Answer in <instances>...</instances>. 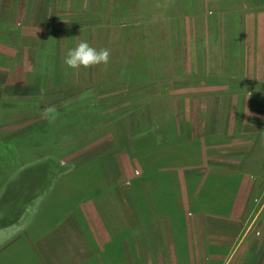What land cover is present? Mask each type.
<instances>
[{
  "label": "rangeland",
  "instance_id": "rangeland-1",
  "mask_svg": "<svg viewBox=\"0 0 264 264\" xmlns=\"http://www.w3.org/2000/svg\"><path fill=\"white\" fill-rule=\"evenodd\" d=\"M16 1L0 0V203L20 186L39 194L15 223L0 227V264H35L26 243L44 264L46 257L48 264H94L75 253L60 262L54 243L41 240L68 215L82 224L94 260L104 261V250L115 245L125 264H264V0H44L43 23L35 18L39 0H23L19 24L8 7L2 11L7 2L20 6ZM49 29L62 33L59 47ZM92 29L93 47L108 48L109 63L68 68L67 50ZM40 43L47 44L41 52ZM137 46L144 57L139 70L147 74L134 81ZM33 61L44 77L49 66L58 67L51 86H31ZM49 106L55 111L45 115ZM37 127L34 135L43 143L33 148L27 131ZM185 141H192L190 150L201 148L198 161L165 160L178 148L152 157L165 158L159 161L138 158ZM49 156L69 174L57 167L50 188L40 193L39 183L50 178L39 172L40 163L53 161ZM95 157L102 169L94 162V179L106 186L92 195L80 166ZM185 162L199 167L186 171ZM137 163L168 164L161 174L172 181L162 195L151 183L161 176L145 181ZM145 186L155 193L156 207L167 211L160 226L166 229L159 227L168 238L161 263L140 252L150 233L141 221L152 217ZM155 217L156 227L161 219ZM135 229L140 237L125 239Z\"/></svg>",
  "mask_w": 264,
  "mask_h": 264
},
{
  "label": "crops",
  "instance_id": "crops-1",
  "mask_svg": "<svg viewBox=\"0 0 264 264\" xmlns=\"http://www.w3.org/2000/svg\"><path fill=\"white\" fill-rule=\"evenodd\" d=\"M11 1H13V0H9V2H11ZM43 1L44 0H39L38 2H37V6H36V9H35V14H36V19L38 20V21H42L40 18H41V16L42 17H44V14L45 13H47L48 12V7L46 8V6H45V3L43 4ZM9 2H7V3H5L4 4V6L2 7V11H4L7 7H8V9L10 10V12H13V14H14V17L16 18V16H17V23L19 24L20 23V20L22 19V16H23V14H24V6H23V0H17L16 2H19L21 5L20 6H17L16 8L15 7H13V5H11ZM35 2V1H34ZM33 2V3H34ZM30 9H33V7H31ZM47 11V12H46ZM34 18V19H35ZM42 23H43V21H42ZM45 26H46V24H45ZM51 30H54V31H52V33H54L55 32V29H49L48 30V33L51 31ZM248 31V30H247ZM91 32L92 33H90V36L88 37L87 35L85 36V33L84 34H82L81 35V40H86V38H87V41L92 45V46H94V44L96 45L97 43H98V36L96 37L95 36V32H94V30L92 29L91 30ZM55 35H56V32L54 33ZM250 34V33H249ZM261 34H263V32H261ZM61 37H62V33H59V31H57V35H56V38H57V42H56V40H55V46L56 47H59L60 45H61V43H62V41H61ZM86 37V38H85ZM45 39V38H44ZM45 41H46V39H45ZM52 42V41H51ZM46 43V42H45ZM41 44V43H40ZM47 44H45L44 46H43V44H41V49H39L38 48V51H42V50H44V47L46 46ZM46 51V50H45ZM39 54V53H38ZM54 69H56V71H57V69H58V67L57 66H55V68ZM54 69L52 70L51 69V67L49 66L48 67V71H49V73L47 74V76L46 77H44L45 75H41L40 74V70H41V68H40V65H39V63L37 62H35V61H33V65H32V67H31V69H29L28 68V73H27V75L29 74V77H32V78H34V80L33 81H29L30 82V84H32L31 86H33V85H36L37 86V88H39V86L41 85V86H43L44 84H46V85H52V82H51V80H50V77L53 75V74H55L54 76H55V78H56V76H59V74L57 73V72H55L54 71ZM59 78V77H58ZM57 78V79H58ZM53 80H55V79H53ZM55 82V81H54ZM58 82V81H57ZM57 82H56V84H57ZM35 87V86H34ZM36 88V87H35ZM175 89V91H176V94H178L179 92H178V90L179 89H177L176 87H174ZM175 91H174V93H175ZM206 94H207V92H205ZM204 93V94H205ZM203 94V95H204ZM200 96V98H206V97H204V96ZM209 96L207 97L209 100L210 99H214L215 97H213V98H211L212 97V95L210 94V92H209V94H208ZM179 98V97H178ZM198 109H199V107H197ZM176 113H177V111H176ZM201 117V115L200 114H198V112H197V115H195V117H194V120L197 118V120H199V118ZM192 129V128H191ZM20 131H21V129H20ZM27 132H31L32 133V135H34V134H37L38 133V135H39V133L41 132V130H40V127H37V128H34V129H32V130H28ZM191 132H193L194 133V131H191ZM197 132H199V130H197ZM43 138H39V137H36L35 135H34V137L32 138V146H33V148H40V146H41V143H43ZM48 142H50V141H48ZM58 148V147H57ZM39 158L40 157H37L36 158V160H39ZM35 160V161H36ZM210 162V161H209ZM212 162V161H211ZM200 166H202V165H200ZM199 166H197V165H189V166H187V168H186V171H192V170H195L194 168H198ZM163 169V168H162ZM199 170V169H198ZM181 171H183L182 169H181ZM163 176H164V174H162ZM206 175V174H205ZM191 177H193V176H191ZM204 177V176H203ZM165 178V177H164ZM147 179V174H145V181H147L146 180ZM166 180L165 181H163L162 179H161V181H160V190H159V194H161L162 195V190L164 189V187H165V182H167V177L165 178ZM205 179H206V177H205ZM204 179V180H205ZM203 180V182H205ZM183 182V181H182ZM195 182L196 181H194V184H195ZM146 183V182H145ZM193 184V185H194ZM149 185V184H148ZM201 185H205V183L204 184H201ZM195 186H198V187H200V185H199V183L197 184V185H195ZM147 186H145V194L147 195V192H148V196H147V198H149L148 199V204L146 205L148 208H149V211L151 212V219H150V221L148 220V221H146V222H144V221H141L142 222V227L144 228V232H150V233H148L147 234V236L146 237H148V238H146V240H147V242H149V243H147L146 244V248L144 247V251H140L141 252V254L143 255V257H144V259L145 260H148V261H153V262H155V261H160V263L162 262V261H164V256H166V255H168L167 253H168V246H167V244H168V238H167V236H165L164 235V238L163 237H161L162 236V232H160L159 231V227L162 225V222L164 221V223H165V225H166V219H167V217H166V214H167V211H163L162 209L160 210L159 208H157L156 207V205H155V203H154V195H155V193H153L152 191H151V188H150V191H147ZM146 195H145V197H146ZM137 212V214H139V210H137L136 211ZM136 212H133L132 213V215H131V221L134 223V224H136L137 222H135L134 220H137V217H136ZM163 213V214H162ZM164 213H165V215H164ZM129 214V213H128ZM155 214V215H154ZM154 216H156L155 218H160L161 219V221L159 222V224L157 225L156 224V227H155V223H154V225H153V217ZM154 218V219H155ZM139 220H141V217H139ZM56 224H58L57 226L55 225V227H53V228H49L48 229V234L47 235H45V236H43V238L41 239L42 241L44 240V241H46V238L49 240V242L48 243H50L51 244V241H52V243H54V247L56 248V249H59V253L57 254L58 255V257L61 259L60 260V262L61 261H65L66 260V258H68L69 260L70 259H72V258H74V257H76V256H79V258H80V260H86V259H92V258H94L95 257V250H94V247H93V245L91 244V242L90 241H88L87 239H83L82 238V235H84L85 234V232L83 231V228H82V224H77V221H76V219L74 218V217H72L71 215H68L67 217H65V218H63V219H61V220H59ZM166 226H164V227H160L161 229H164ZM132 229V228H131ZM166 229V228H165ZM73 233L74 234V239L75 240H78V242L76 241L75 243H73L75 246H73V244H72V239L73 238H71V234H69V233ZM132 237L131 236H126V238L125 239H130V238H134V236H137L138 238L140 237V235L141 234H138L137 232H136V229L135 230H133L132 232ZM136 233H137V235H136ZM134 234V235H133ZM153 234V237L151 238V235ZM85 236V235H84ZM145 239V238H144ZM40 240V241H41ZM164 244L167 246V248H164ZM77 246V247H76ZM132 246V245H131ZM165 246V247H166ZM132 249H133V252L135 251V249H134V245L132 246ZM166 249H167V251H166ZM40 250H41V253L40 254H42L43 256H45L46 257V254H45V251L43 250V249H41L40 248ZM72 253H75V254H77L76 256H70ZM60 254H63V255H65V256H63V257H61L60 256ZM164 254V256L162 257V255ZM81 255V256H80ZM132 255H133V257L135 258V260H136V256H137V253H132ZM69 256L71 257V258H69ZM53 257L54 258H57V256H56V254H53ZM83 257V259H81ZM78 258V257H77ZM49 258L48 257H46L45 259H44V261H45V263H49L48 260ZM80 260H78V261H80ZM51 264V263H50Z\"/></svg>",
  "mask_w": 264,
  "mask_h": 264
},
{
  "label": "trees",
  "instance_id": "trees-1",
  "mask_svg": "<svg viewBox=\"0 0 264 264\" xmlns=\"http://www.w3.org/2000/svg\"><path fill=\"white\" fill-rule=\"evenodd\" d=\"M135 54L137 56V59H135V61H134V64H133L134 69H132V74H131L132 78H130L131 80H134V81L142 78L144 75L147 74L146 69L144 71L139 70V68H142L143 67V64H144L143 63L144 62V57L142 55L143 53L141 51V47H138L137 46L136 51H135ZM141 74H142V76H140ZM193 141H194V143H197V144L200 143L199 140H197V139H194ZM191 143H192V141H190V142L189 141H185V142H182L179 146H177V145L176 146L175 145H171L168 148L167 147L166 148H163V147L162 148H158V150H156V148H154L151 151H149L148 153L145 151L147 154L145 152H143L141 155L138 156V158L142 157L140 161H148V159L149 160L151 159V161H159V160L165 159V158L152 159V157H154V156H163L164 157V156L167 155L166 151H175L176 148H178L179 152L175 153L174 155L171 154V153L168 154L167 156L169 158L168 159H165V160L169 161L172 158L175 161H198L196 159L198 158V152L201 151V148L200 147H196V148L193 147L192 150H190ZM184 145H187V146L184 147ZM188 146L190 148H188ZM181 147H183V148H181ZM106 155H104L103 157H105ZM44 158L46 159L47 157H43L42 159H44ZM49 158H52L53 161H44V162H41L40 163L39 172L41 174H46V175H49L50 176V178L48 180L41 181L39 183L38 191L40 193H42L45 190H47V189L50 188V186L52 184L53 177H55V175H56L55 172H57L56 171V168L59 167V170H60V166L61 165L59 164L58 161H55L54 160V159H56V156H49ZM100 159L102 160V158H98V157L88 159V160H86V162H84L80 166L81 167V172L80 173H82V178L85 175L84 173H86L87 176H88L89 184H91L96 189L95 190L92 187V195H94V194L96 195V193L98 194L100 192V190L103 191L104 188H105V186H106V183H104V181L103 182L102 181L100 182V180H99L100 177H98V179L95 180L94 179V175H93V173H94V171L96 169V168H94L95 167L94 166V164H95L94 162L97 163V167L99 169H102V167H99V164H98V161H100ZM40 161H41V159H40ZM137 164L139 166H141L142 172L148 175L147 176L148 179H149V177H150L151 174H155L157 176H161L158 179L151 180V183H157V185H160L161 178L164 177L161 173L162 172L163 173L165 172L162 168H163V166H166L168 164H166V165H158V166L155 163H153L152 165H149L148 163H146V166H144V164H141V163H137ZM169 164H171V163H169ZM185 164L189 166V165H198L199 163H192V162L191 163H187V162H185ZM62 171L63 170H60V172H62ZM92 171H93V173H92ZM63 174H66L67 175L69 173L67 171H65V172L63 171ZM91 176H92V178H91ZM167 180H171V178H168ZM10 183H12L11 180L8 181L5 184V185H7V188H6L7 190L8 189H12V187L11 188L8 187L9 185H11ZM86 183H87V181H86ZM14 188L16 189L17 187L14 186ZM18 188H19V190L17 192L13 191L12 193L7 194V200H6V202L0 203V227H6L8 225H11V224L15 223L16 219L19 218V216L21 215L22 211L25 210L28 201L30 199L31 200H34L37 197V195L39 194L38 193V194H35L34 195V192L35 191H32L30 189L26 190L28 188L27 186H25V187L20 186ZM1 192L2 191H0V194H1ZM25 242H29V241L28 240H25ZM26 244L28 245V248H27L28 251H32L33 250V253H30L29 252V257H30V255H32V259H33L34 263L35 264H44L38 258V256H36V254L34 252V249L31 247V245L29 243H26ZM117 247L118 246L113 245L112 251L104 250L105 251V255H107L106 256V259L104 261L98 260V259L97 260H94L96 258H94V259L92 258V261L94 262V264H125V262L122 259V257H117V256L114 255V254L117 255V253H119V254L122 255V252H118V251H115L114 250V249H117ZM120 249L121 248H119V250ZM22 254L23 253H21L20 256H22ZM22 262H23V260H21L19 262V264H30L26 260L23 263ZM79 264H82V263H79Z\"/></svg>",
  "mask_w": 264,
  "mask_h": 264
},
{
  "label": "clouds",
  "instance_id": "clouds-1",
  "mask_svg": "<svg viewBox=\"0 0 264 264\" xmlns=\"http://www.w3.org/2000/svg\"><path fill=\"white\" fill-rule=\"evenodd\" d=\"M111 58L108 48L93 47L87 40H81L74 48L67 50L64 63L68 68L79 69L90 68L99 65H107ZM55 111L53 107H46L44 114H51Z\"/></svg>",
  "mask_w": 264,
  "mask_h": 264
}]
</instances>
